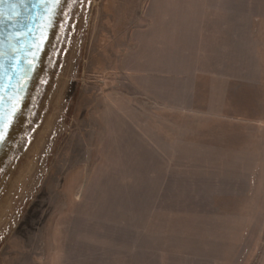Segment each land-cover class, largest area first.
Instances as JSON below:
<instances>
[{"label":"rangeland","instance_id":"374dc122","mask_svg":"<svg viewBox=\"0 0 264 264\" xmlns=\"http://www.w3.org/2000/svg\"><path fill=\"white\" fill-rule=\"evenodd\" d=\"M15 132L0 264H264V0H62Z\"/></svg>","mask_w":264,"mask_h":264},{"label":"water","instance_id":"95a60500","mask_svg":"<svg viewBox=\"0 0 264 264\" xmlns=\"http://www.w3.org/2000/svg\"><path fill=\"white\" fill-rule=\"evenodd\" d=\"M62 0H0V155L44 57Z\"/></svg>","mask_w":264,"mask_h":264},{"label":"crops","instance_id":"0c3cea01","mask_svg":"<svg viewBox=\"0 0 264 264\" xmlns=\"http://www.w3.org/2000/svg\"><path fill=\"white\" fill-rule=\"evenodd\" d=\"M230 4L232 5V4H236V3H226L225 5L224 4L223 5L222 4L220 5L221 6L220 8L222 9V12L221 13H223V15L225 17H222L220 19V21L219 22H216L215 24L213 22H211V23L208 22V29H209V27L212 28L213 25L219 26V27H216L214 29V31L215 30H216L215 32H217V31L219 32L220 31V34H222V35H220V34L219 35L226 38V39H222V40H226L225 41L226 44L224 46L221 44L222 49L223 50H231V48H232V50H236L237 49L236 51H238L239 50V46L237 45L238 42L239 43H241L240 41H244L245 42V39H248V38H245L244 37L245 36V33L247 31L253 32L252 35H254V36L260 35L261 30L260 29H257V26H260L261 23H260V20H250V19H247L246 20L244 18H238V16L235 17V18H233V16H231L232 13L230 14V13H228L226 11V9L229 8L228 6ZM236 9L239 10V6H237ZM245 26H251V27L245 28ZM248 29H251V30H248ZM208 32L209 33L210 32L213 33L211 30H208ZM229 43H231V44L229 45ZM236 54H234L235 56H232V55H230V56H232V57H239L238 54H240V53L236 52ZM211 57H208V60L206 61V64L208 65V66L206 65L207 67H210L212 65L211 62H210V58ZM202 68H204V69H202ZM202 68H201L202 70H200V73L203 74V75H199V76H198V74L195 75V83L197 82L196 83L197 84V87H194V88H196V89L198 87L205 86L206 83L208 84L210 82V76H214L212 74L213 73H216V72L212 71L211 68H205V67H202ZM221 68H219L221 72L220 71H218V72L221 73V74H223L222 73L223 70ZM171 70H168L167 71L168 77H170V75H171V76H173L172 78H174V79H177V78L182 79V78H184V79H187L188 81H191V79L193 77V73L192 72H188V73L187 72H184V71L181 72V71L175 70L174 67H172ZM219 79H220L219 81L221 82L222 77H220ZM211 81H212V79H211ZM215 81L216 82L218 81V78L217 77H216ZM221 83L219 85H221ZM184 89L187 90V88H184ZM176 95L180 96L179 94H176ZM207 97H208V91H207ZM200 101H202V100H200ZM167 131H164L163 134H160L158 136L159 138H162V137L165 138L163 140V142H166V139H167L166 137H169V138H172V139L175 138L174 139L175 141L176 140H179V139H177L175 137V130H171V132L169 130H167ZM183 132H185V131L183 130ZM190 132H194V135L197 133L196 130H193V129H190L189 128V133ZM235 134H238V136L240 137L243 133H241V135H239V132L234 133V132H229V130H225V131H222V132H218L217 134H215V136L216 135H219V138H221V140H219L218 143H224L228 139L227 138L228 137L227 135H235ZM237 139H239V138H237ZM167 142H168V140H167ZM209 142H211V141H209ZM212 142H214V141L212 140ZM195 144H201V145H203L204 147L207 148L205 151H208V140L206 142H202L201 141V142H197ZM235 144H236V141H235ZM229 145H231V143H229ZM239 145L240 144L237 142V144L235 146H239ZM194 151L196 152V150H188V151H185V150H181V149H178V150L174 149L171 152H177V153H185V152H187V153H191V152H194ZM167 152H170V151H167ZM172 168H174V166ZM226 195L228 196V194H225V195H222V196H226ZM230 196H234V195L230 193L228 197L231 198ZM208 197H210L209 194H208ZM212 198H213L214 201H217V200H221L222 201V200H224V199H222V197H220V195H217V193L214 194V195H212ZM212 198H211V200H212ZM223 198H225V197H223ZM232 200H236L237 201L238 198L234 197V198H232Z\"/></svg>","mask_w":264,"mask_h":264},{"label":"bare ground","instance_id":"6f19581e","mask_svg":"<svg viewBox=\"0 0 264 264\" xmlns=\"http://www.w3.org/2000/svg\"><path fill=\"white\" fill-rule=\"evenodd\" d=\"M61 7V6H60ZM60 11V10H59ZM56 21H57V19H56ZM55 25H56V22H55ZM55 27V26H54ZM53 30H54V28H53ZM53 30H52V32H53ZM51 37H52V33H51V35H50V38H49V41H48V44H49V42H50V39H51ZM47 47H48V45H47ZM41 65V64H40ZM39 68H40V66H39ZM39 68H38V71H39ZM38 71H37V73H38ZM37 76V75H36ZM34 83V82H33ZM33 85V84H32ZM31 88H32V86H31ZM23 108V107H22ZM22 111V110H21ZM21 113V112H20ZM19 117H20V114H19V116L17 117V119H16V122H15V124H14V126H13V128H12V131H11V133L8 135V137H7V139H6V142H5V147L3 148V150H2V152H1V155H0V158H1V156H2V154L4 153V151L6 150H8V148H9V146H10V144L12 143V141H13V139H14V137H15V135H14V132H15V130H16V128H17V125H18V122H19ZM17 132V131H16ZM15 132V133H16ZM14 135V136H13Z\"/></svg>","mask_w":264,"mask_h":264},{"label":"snow or ice","instance_id":"6c2138e0","mask_svg":"<svg viewBox=\"0 0 264 264\" xmlns=\"http://www.w3.org/2000/svg\"><path fill=\"white\" fill-rule=\"evenodd\" d=\"M0 138H2V137H0Z\"/></svg>","mask_w":264,"mask_h":264}]
</instances>
